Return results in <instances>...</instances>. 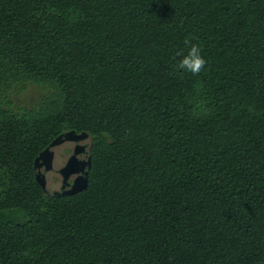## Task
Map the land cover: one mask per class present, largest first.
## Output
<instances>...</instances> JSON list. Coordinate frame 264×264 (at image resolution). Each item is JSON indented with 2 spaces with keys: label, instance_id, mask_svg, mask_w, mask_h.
I'll use <instances>...</instances> for the list:
<instances>
[{
  "label": "trees",
  "instance_id": "obj_1",
  "mask_svg": "<svg viewBox=\"0 0 264 264\" xmlns=\"http://www.w3.org/2000/svg\"><path fill=\"white\" fill-rule=\"evenodd\" d=\"M68 129L88 186L47 194ZM0 264H264V0H0Z\"/></svg>",
  "mask_w": 264,
  "mask_h": 264
},
{
  "label": "water",
  "instance_id": "obj_2",
  "mask_svg": "<svg viewBox=\"0 0 264 264\" xmlns=\"http://www.w3.org/2000/svg\"><path fill=\"white\" fill-rule=\"evenodd\" d=\"M90 134L88 131L68 129L62 131L45 146L34 159V169L37 181L47 194L64 195L83 190L88 186L89 167L92 164L90 151ZM74 142V147L64 165L56 168L61 175V183L58 188L48 187L47 172L55 169V147L66 142Z\"/></svg>",
  "mask_w": 264,
  "mask_h": 264
},
{
  "label": "rangeland",
  "instance_id": "obj_3",
  "mask_svg": "<svg viewBox=\"0 0 264 264\" xmlns=\"http://www.w3.org/2000/svg\"><path fill=\"white\" fill-rule=\"evenodd\" d=\"M44 89L34 84H29L26 90L20 94L13 93V98L17 105H31L39 100ZM89 140V138L87 139ZM74 142L66 141L55 147L56 157H55V167H60L64 164L68 155L73 148ZM48 176V187L58 188L61 183V175L56 171H49Z\"/></svg>",
  "mask_w": 264,
  "mask_h": 264
},
{
  "label": "clouds",
  "instance_id": "obj_4",
  "mask_svg": "<svg viewBox=\"0 0 264 264\" xmlns=\"http://www.w3.org/2000/svg\"><path fill=\"white\" fill-rule=\"evenodd\" d=\"M184 49L178 50L173 59L179 57L178 63L175 67L183 72H187L192 76H199L204 72L205 66L208 63L203 55L201 45L193 43L191 39L186 38L184 41Z\"/></svg>",
  "mask_w": 264,
  "mask_h": 264
},
{
  "label": "flooded vegetation",
  "instance_id": "obj_5",
  "mask_svg": "<svg viewBox=\"0 0 264 264\" xmlns=\"http://www.w3.org/2000/svg\"><path fill=\"white\" fill-rule=\"evenodd\" d=\"M73 147H74V145H73ZM72 150H73V148L71 149V152H72ZM71 152H70V154H71ZM70 154H69V155H70ZM69 155H68V157H69ZM55 157H56V152H55ZM68 157H67V158H68ZM66 160H67V159H66ZM66 160H65V162H66ZM65 162H64V164H65ZM64 164H63V165H64ZM61 166H62V165H61ZM61 166H60V167H61ZM54 167H55V160H54ZM56 168H58V167H55V169H52V170H49V171H56ZM47 173H48V172H47ZM47 179H48V176H47Z\"/></svg>",
  "mask_w": 264,
  "mask_h": 264
}]
</instances>
